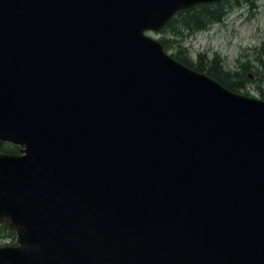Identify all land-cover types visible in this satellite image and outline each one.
<instances>
[{
	"label": "water",
	"instance_id": "obj_1",
	"mask_svg": "<svg viewBox=\"0 0 264 264\" xmlns=\"http://www.w3.org/2000/svg\"><path fill=\"white\" fill-rule=\"evenodd\" d=\"M223 0H0V264H264V100L147 32Z\"/></svg>",
	"mask_w": 264,
	"mask_h": 264
},
{
	"label": "rangeland",
	"instance_id": "obj_2",
	"mask_svg": "<svg viewBox=\"0 0 264 264\" xmlns=\"http://www.w3.org/2000/svg\"><path fill=\"white\" fill-rule=\"evenodd\" d=\"M252 5L243 4L233 8L220 23L211 25L193 36H182V45L189 51L191 59L197 53L207 58L218 55L224 60L227 69H240L241 64L250 60L251 70L247 86L242 91L248 96L264 100V70L255 68L254 57L261 51L264 43V0H250ZM157 38L156 32H147ZM172 47V46H171ZM168 48L171 54L176 48ZM15 236V234H14ZM0 226V246L7 245L15 238Z\"/></svg>",
	"mask_w": 264,
	"mask_h": 264
},
{
	"label": "trees",
	"instance_id": "obj_3",
	"mask_svg": "<svg viewBox=\"0 0 264 264\" xmlns=\"http://www.w3.org/2000/svg\"><path fill=\"white\" fill-rule=\"evenodd\" d=\"M243 4L252 5L253 3L250 0H223L214 3L197 4L189 9L180 10L157 32V39L165 50L171 46V48H176L171 55L186 66L196 71L206 72L225 87L248 95L242 90L247 86L249 71L253 72V74L255 72L250 69V60L241 64L240 69L231 70L225 67L224 60L216 54L207 58L204 54L197 53L191 59L189 51L182 45V36H193L200 31L208 29L215 23L222 22L230 10ZM262 44L263 48L254 57L255 63L253 66L264 70V43ZM0 152L16 154L18 153V147L4 143L0 145ZM0 226L9 231L11 237L14 236V232L9 230L5 223ZM8 244L14 245V239Z\"/></svg>",
	"mask_w": 264,
	"mask_h": 264
},
{
	"label": "bare ground",
	"instance_id": "obj_4",
	"mask_svg": "<svg viewBox=\"0 0 264 264\" xmlns=\"http://www.w3.org/2000/svg\"><path fill=\"white\" fill-rule=\"evenodd\" d=\"M205 4H207V3H205Z\"/></svg>",
	"mask_w": 264,
	"mask_h": 264
},
{
	"label": "flooded vegetation",
	"instance_id": "obj_5",
	"mask_svg": "<svg viewBox=\"0 0 264 264\" xmlns=\"http://www.w3.org/2000/svg\"><path fill=\"white\" fill-rule=\"evenodd\" d=\"M0 145H2V144H0Z\"/></svg>",
	"mask_w": 264,
	"mask_h": 264
}]
</instances>
